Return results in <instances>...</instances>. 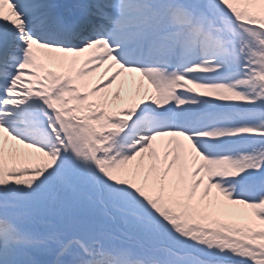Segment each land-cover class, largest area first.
I'll use <instances>...</instances> for the list:
<instances>
[{
	"label": "snow or ice",
	"instance_id": "6c2138e0",
	"mask_svg": "<svg viewBox=\"0 0 264 264\" xmlns=\"http://www.w3.org/2000/svg\"><path fill=\"white\" fill-rule=\"evenodd\" d=\"M0 264H264V0H0Z\"/></svg>",
	"mask_w": 264,
	"mask_h": 264
},
{
	"label": "bare ground",
	"instance_id": "6f19581e",
	"mask_svg": "<svg viewBox=\"0 0 264 264\" xmlns=\"http://www.w3.org/2000/svg\"><path fill=\"white\" fill-rule=\"evenodd\" d=\"M98 75V74H97Z\"/></svg>",
	"mask_w": 264,
	"mask_h": 264
}]
</instances>
